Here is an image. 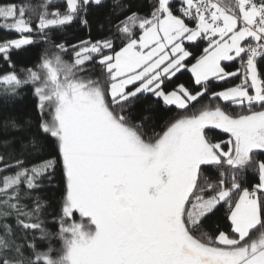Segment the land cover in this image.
Segmentation results:
<instances>
[{
	"label": "snow or ice",
	"instance_id": "1",
	"mask_svg": "<svg viewBox=\"0 0 264 264\" xmlns=\"http://www.w3.org/2000/svg\"><path fill=\"white\" fill-rule=\"evenodd\" d=\"M109 7L101 39L49 35ZM0 28L19 34L0 40V101H36L0 113V264H264V0H13ZM182 70L192 85L168 90ZM161 102L179 111L152 131Z\"/></svg>",
	"mask_w": 264,
	"mask_h": 264
},
{
	"label": "trees",
	"instance_id": "2",
	"mask_svg": "<svg viewBox=\"0 0 264 264\" xmlns=\"http://www.w3.org/2000/svg\"><path fill=\"white\" fill-rule=\"evenodd\" d=\"M13 2V0H0V5L7 4ZM16 3H20L21 0H15ZM45 0H32L34 6L39 7L40 4L44 3ZM54 2L59 3L60 0H54ZM112 0H108L109 5H111ZM108 11H111V8L101 10L100 12H94L89 16V19L92 23V29L89 31L87 28L82 27L79 24V21H74L72 24L65 26L63 28L54 30L49 33L50 36L54 38L56 42H64L67 45L71 46L77 44L80 40H87V39H101L104 36L108 35L105 25V31L102 33L99 28V23L104 20L105 15ZM33 37L38 39L35 33H33ZM19 38V34L15 32H8L3 28H0V40H7V39H16ZM120 41H116V46L119 47ZM203 46V45H202ZM50 45H45L43 43L33 44L27 47L26 51H22L20 53H14L12 55V61L16 65V71L21 72L24 68L33 67L37 62L40 55L43 53L45 48H50ZM199 55V51L196 52ZM71 52L69 51L64 55L65 60L71 59ZM222 64L226 67L228 71H236L240 67V62H222ZM7 68L3 62H0V72H3ZM193 82V78L191 77V73L182 70L180 73L177 74L176 77L172 79L170 83H167L168 90H172L178 84H185V86H191ZM235 83H239V80L235 78H229L226 81H214L213 82V90L220 91L225 88L233 86ZM208 97H205L204 100L200 101V105L208 103ZM35 97L32 93L31 86H25L24 89L21 91L20 95L14 98L11 101L3 102L0 101V113L2 114H12L19 117H23L27 119L28 117H34L36 115L35 112ZM217 103L216 101H212L214 105ZM171 108V111L165 110L166 106H164L161 102L160 108L161 110L157 113V119L153 122L156 126L152 129V131H159L164 124L172 117L176 116L178 113V109L174 106H167ZM226 110H233L232 106H229ZM235 111H239L238 108ZM222 139H227V135L223 134L221 136ZM264 158V156H261ZM254 173L250 170L245 175V182L244 186H248V181L255 182L253 180ZM49 196L53 195L52 191L47 193ZM58 195V194H57ZM51 212L52 209H49ZM224 216V209L222 208L220 212L217 214V217H214L209 223L211 225V229L217 227L218 223L222 222V218ZM78 219V218H77ZM52 217H48L49 224L51 225ZM55 231V228H52ZM205 231H210L209 228H205ZM60 244L59 241H53V247L59 248Z\"/></svg>",
	"mask_w": 264,
	"mask_h": 264
},
{
	"label": "rangeland",
	"instance_id": "3",
	"mask_svg": "<svg viewBox=\"0 0 264 264\" xmlns=\"http://www.w3.org/2000/svg\"><path fill=\"white\" fill-rule=\"evenodd\" d=\"M77 218L79 219V217L77 216Z\"/></svg>",
	"mask_w": 264,
	"mask_h": 264
}]
</instances>
